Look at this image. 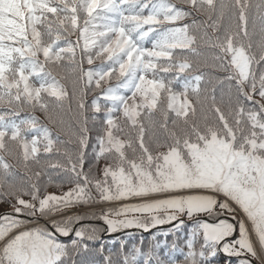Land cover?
<instances>
[{"label": "trees", "instance_id": "1", "mask_svg": "<svg viewBox=\"0 0 264 264\" xmlns=\"http://www.w3.org/2000/svg\"><path fill=\"white\" fill-rule=\"evenodd\" d=\"M23 1L9 5L8 39L0 16V211L27 205L0 222L58 241L48 264H264L229 200L140 212L111 172L211 134L243 150L262 141L264 157V0H93L91 13L86 0ZM230 47L245 51L244 77ZM47 193L59 197L42 205ZM214 220L225 237L205 234ZM0 264L14 263L0 250Z\"/></svg>", "mask_w": 264, "mask_h": 264}, {"label": "rangeland", "instance_id": "2", "mask_svg": "<svg viewBox=\"0 0 264 264\" xmlns=\"http://www.w3.org/2000/svg\"><path fill=\"white\" fill-rule=\"evenodd\" d=\"M51 1L56 3L57 1L79 0ZM23 2L24 5L27 2V5L38 6L41 0H24ZM15 3L16 5L12 6L21 11L19 2L16 0H0V7L4 9L3 13L0 12V16H8V19L2 18V22L0 20L1 26L6 30L7 39L15 35L13 28H10V24L8 25V20L12 16L7 14V12H15L14 8L9 7L10 4ZM94 6L93 0H86L83 4V11L91 13ZM102 17L103 15L99 12L95 14V18H92V23L89 21L92 25L87 31L89 35L95 27H98V21ZM5 21L8 22L5 23ZM16 39L17 37H14V40ZM230 49L232 50V62L244 77L249 65L245 61V51L240 50L239 47H230ZM17 59L29 61L26 57ZM131 80L132 78L127 82L128 85ZM257 146H263L262 141L253 142L248 150L237 149L233 147L231 137L226 139V137L211 134L202 143L188 142L180 147L179 151L176 148H170L161 156L160 162L154 164L155 157H150L146 162H143L145 158L143 160L135 158L133 160L136 161L131 160L127 164L120 161L116 168L118 171L116 169H114L115 172L111 171L115 178L112 180L116 181L117 187L119 186L126 196L133 192L140 195H134L133 199L136 203H140L137 205V210L140 212H144L145 209L151 210V208L156 210L181 207L186 210V213L200 214L203 209L206 210L211 205L215 196L229 200L232 203L231 206L241 216L239 230L243 244L256 245V239H258L264 251V157L254 152L253 148ZM183 153L189 156L181 155ZM58 197V195L48 193L41 195L42 205L51 203ZM14 202L12 207L14 211H11L10 206L3 207L0 215L12 214V218L23 216L18 211L19 208L27 205V200L18 198ZM225 208H227L226 205ZM221 212L224 213V217L234 218V215L226 211L221 210ZM144 218L139 216V218L116 219L109 228L123 230L127 226L134 227L135 224L143 223ZM111 220L112 218L108 219V221ZM13 225L11 219L7 222H0L1 254L14 264H48L54 261L57 256L58 241L40 232L44 230L39 231V229H33L32 226H29V229L21 225L12 229ZM203 226L207 232L205 234H211L214 237L223 238L230 232L227 224L219 226L215 220L212 225L203 223ZM60 231L65 233L62 228Z\"/></svg>", "mask_w": 264, "mask_h": 264}]
</instances>
